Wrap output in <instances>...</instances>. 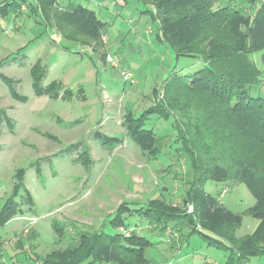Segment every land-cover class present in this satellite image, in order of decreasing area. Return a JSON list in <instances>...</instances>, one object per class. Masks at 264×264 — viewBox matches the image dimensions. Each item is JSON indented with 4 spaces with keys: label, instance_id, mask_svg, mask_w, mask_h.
I'll list each match as a JSON object with an SVG mask.
<instances>
[{
    "label": "rangeland",
    "instance_id": "rangeland-1",
    "mask_svg": "<svg viewBox=\"0 0 264 264\" xmlns=\"http://www.w3.org/2000/svg\"><path fill=\"white\" fill-rule=\"evenodd\" d=\"M69 3L86 6L107 22L98 40L63 37L68 28L52 13ZM38 7L36 0H0V205L12 195L13 184H21L15 199L21 210L0 226V264H41L79 233L127 237L139 223L146 229L141 234L154 242L146 250L151 264H223L227 252L208 245L198 232L189 234L184 221L170 220L161 236L151 233L157 225L133 213H124L125 224L116 228L109 223L121 203L132 210L158 198L182 207L190 176L174 151L170 122L149 117L148 126L164 137L168 151L150 158L126 135L122 121L127 111L138 114L161 97L170 72L190 75L200 60L175 59L155 37L157 23L140 12L145 6L138 0H54L46 19ZM260 55L255 52L252 59L264 70ZM36 62L47 67L41 85L64 84L56 97L34 92L30 68ZM122 69L129 79L120 75ZM94 133L120 141L106 149ZM204 190L241 213L236 236L253 230L257 220L243 211L254 197L243 183L208 180ZM243 264H264V256Z\"/></svg>",
    "mask_w": 264,
    "mask_h": 264
},
{
    "label": "trees",
    "instance_id": "trees-1",
    "mask_svg": "<svg viewBox=\"0 0 264 264\" xmlns=\"http://www.w3.org/2000/svg\"><path fill=\"white\" fill-rule=\"evenodd\" d=\"M53 1L36 0L44 19L48 18L45 12ZM138 1L145 6L140 12L147 13L157 23L155 37L173 51L174 58L197 59L201 67L190 75L170 72L162 82L161 97H157L153 105L138 114L127 111L122 121L125 133L145 155L157 158L167 155L168 151L164 137L149 127L147 121L155 116L170 122L176 132L174 151L181 153L178 160L185 162L190 179L182 207L170 206L158 198L149 199L147 204L132 210H128L127 203H121L109 223L116 228L125 224L124 213H133L163 232L170 220L184 221L189 225V234L198 232L208 245L227 252L223 264H243L251 257H262L264 70L256 65L252 54L260 52L264 65V2L251 8L232 4L214 7L216 0ZM52 16L68 28L63 37L77 42L85 38L98 40L107 25L95 11L81 4L69 3ZM39 63L30 68L32 88L36 94L56 97L64 84L53 80L46 86L41 85L47 67ZM6 83L14 93L9 79ZM65 89L70 95L71 91ZM156 90L153 89L154 94ZM93 136L106 149L120 141L106 134L94 133ZM14 177L18 179L17 175ZM208 180L234 181L247 187L254 204L243 214L257 220L252 231L236 236L241 213L229 210L217 196L206 192L204 185ZM20 189L17 180L12 195L0 205V226L20 212L15 200ZM25 197L30 203L29 193ZM187 204L192 206L191 212L186 210ZM153 245L154 242L135 230L127 237L117 232H82L73 244L50 254L41 264H151L146 250Z\"/></svg>",
    "mask_w": 264,
    "mask_h": 264
},
{
    "label": "crops",
    "instance_id": "crops-1",
    "mask_svg": "<svg viewBox=\"0 0 264 264\" xmlns=\"http://www.w3.org/2000/svg\"><path fill=\"white\" fill-rule=\"evenodd\" d=\"M262 2H264V0H218V4H219L218 6L224 5V4H232V5H240V6H246V7L255 8ZM140 224L141 223L136 225L134 228H135V231H138L139 233H142L146 229H144L145 225L143 226V225H140ZM151 233H155V234L161 236V232L158 230V228L154 229Z\"/></svg>",
    "mask_w": 264,
    "mask_h": 264
},
{
    "label": "built area",
    "instance_id": "built-area-1",
    "mask_svg": "<svg viewBox=\"0 0 264 264\" xmlns=\"http://www.w3.org/2000/svg\"><path fill=\"white\" fill-rule=\"evenodd\" d=\"M120 75L123 77L124 80L129 79L130 76H131L130 72L127 71V70H124V69L120 70ZM225 192H226V189H223V190H222V193H225ZM187 211H188V212H191V211H192V206H191V205L188 206ZM126 235H127V234H126ZM211 264H218V263L213 262V263H211Z\"/></svg>",
    "mask_w": 264,
    "mask_h": 264
}]
</instances>
